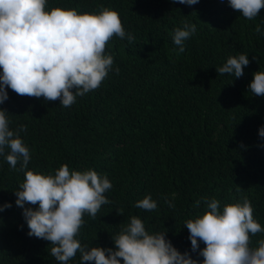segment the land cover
Here are the masks:
<instances>
[{
	"label": "trees",
	"instance_id": "1",
	"mask_svg": "<svg viewBox=\"0 0 264 264\" xmlns=\"http://www.w3.org/2000/svg\"><path fill=\"white\" fill-rule=\"evenodd\" d=\"M49 4L89 12L112 8L135 36L131 42L112 37L105 52L113 55L119 72H109L99 88L78 96L70 107L59 99L45 101L10 88L0 105L9 112L11 127L27 126L21 136L32 154L28 168L54 173L66 163L93 168L112 181L106 192L111 203L102 205L95 219L85 214L81 242L113 246L112 233L131 215H139L149 230L167 229L178 249L190 251L189 230L183 224L202 213L204 199L212 197L223 204L247 196L264 225V139L259 136L264 96L247 90L253 72L264 69V35L255 31L257 24L264 26V8L247 20L228 0ZM185 20L196 23L197 30L181 52L172 32ZM241 52L250 59L243 76L217 73L216 66ZM23 179V171L0 157V204L12 202L0 212V264H59L50 255L49 241L27 235L14 194ZM173 192L171 208L162 197ZM148 193L159 207L136 208L135 201ZM261 236H252L253 246ZM78 260L79 253L73 264Z\"/></svg>",
	"mask_w": 264,
	"mask_h": 264
},
{
	"label": "clouds",
	"instance_id": "2",
	"mask_svg": "<svg viewBox=\"0 0 264 264\" xmlns=\"http://www.w3.org/2000/svg\"><path fill=\"white\" fill-rule=\"evenodd\" d=\"M179 3L194 5L198 0ZM228 4L247 20L264 8V0H228ZM196 30V23L188 20L174 29L172 40L179 51H184ZM255 31L264 35V26L257 24ZM114 36L135 39L119 13L106 6L89 12L51 6L49 0H0V105L8 99L10 88L45 101L59 99L62 106L70 107L78 96L99 88L109 72H119L113 55L105 52ZM249 64L248 53L241 52L229 55L216 70L239 78ZM252 75L247 90L264 96V69L259 67ZM8 113L0 107V157L10 168L24 172L14 190L15 205L22 209L27 235L49 241L50 255L59 264H73L78 253L76 264H264V236L255 246L251 240L264 233V225L254 216L247 196L223 204L215 197L205 198V210L183 224L189 230L190 251L178 249L167 237V229L149 230L139 215H131L112 233L113 246L82 243L79 235L85 214L95 219L102 205L111 203L106 192L113 188L112 181L93 168H70L66 163L54 173L28 168L32 154L21 136L27 126L11 127ZM259 136L264 139V125ZM175 197L173 192L162 198L174 208ZM134 206L146 211L159 207L151 193ZM10 207L12 202L5 201L0 212Z\"/></svg>",
	"mask_w": 264,
	"mask_h": 264
}]
</instances>
